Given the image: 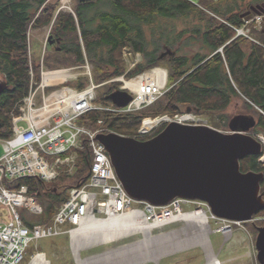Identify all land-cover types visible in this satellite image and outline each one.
<instances>
[{"label":"trees","instance_id":"obj_1","mask_svg":"<svg viewBox=\"0 0 264 264\" xmlns=\"http://www.w3.org/2000/svg\"><path fill=\"white\" fill-rule=\"evenodd\" d=\"M72 1L73 12L63 10L61 0H0V74L8 83L0 94V138L12 136V113L21 114L18 105L31 90V71L34 84L41 82L40 66L29 59L31 26L52 28L48 37L52 36L55 43L48 41L44 58L49 69L82 66L86 60L93 65L95 84L108 86L102 97L105 107L111 105L107 96L122 86L108 83L110 80L124 74L130 79L156 67L168 69V91L153 105L132 113L92 110L78 119L79 126L92 130L102 127L107 133L135 138L145 119L174 118L192 108L195 115L210 116V122L220 123H211L215 129L227 130L231 120L225 112L235 99H240L257 117L251 133H264V48L245 36H237L234 29L243 28L247 19L264 15V0ZM181 21L192 24L190 39L201 42L203 50L192 56L177 54L160 59L163 46L173 48L176 44L175 24ZM250 29L253 38L264 45V21L261 29L255 25ZM125 48L142 55L131 70H127L123 59ZM88 82L83 77L72 86L84 90ZM165 127L161 124L141 140L155 137ZM76 153L77 169L71 176L62 174L50 183L36 178L21 181L44 207L38 223L51 222L68 200L70 190L89 181L92 151L87 139L82 140V148ZM263 154L264 149L260 156L241 160L242 172L264 174L259 162ZM261 189L264 191V180Z\"/></svg>","mask_w":264,"mask_h":264},{"label":"built area","instance_id":"obj_2","mask_svg":"<svg viewBox=\"0 0 264 264\" xmlns=\"http://www.w3.org/2000/svg\"><path fill=\"white\" fill-rule=\"evenodd\" d=\"M263 21L262 15H256L246 20L243 28L234 29L237 36H245L264 48L263 44L245 33L247 28L250 30L251 25L260 29ZM123 54L126 57L132 56L131 51ZM135 58L132 68L140 62L142 55L135 54ZM81 68L85 69L84 75L90 82L84 90L66 87L51 94H47V89L62 87L61 85L66 82L44 84L46 72L43 68L42 84L39 86L34 84V75L31 71V90L21 103L23 113L20 115L12 113V136L7 139L0 138L4 147V153L0 157V204L7 207L9 214L8 219H0V264H24L31 244L37 240L67 235L73 249L77 239L85 236L84 234L95 224H98V228L110 224L116 229L123 223L131 225L144 223L152 234L156 230L177 223H194L210 227L213 220L219 225L217 232L232 235L235 226H241L243 223L215 216L206 202L177 198L166 206H156L132 198L117 176L105 147L97 140L99 134L107 132L91 131L78 125V119L92 110L132 113L153 105L168 91V71L166 79L163 80L157 73L162 68H154L137 76L136 78L143 77L137 89L132 86L126 88L125 81H122L127 79L126 76L110 80L108 83H122L121 89L130 92L134 97L126 107L119 108L112 103L107 107H98L94 104L96 92L104 84H95L88 62L81 67L66 70L73 73L74 70ZM80 77L79 74H74L69 80L76 81ZM39 97L41 104H38ZM185 116L191 118L181 121L182 117L166 116L162 124L167 125L173 121L182 123L188 121L190 124L193 123L192 125H206L202 124V121L207 123V120L199 119L195 114ZM146 121L144 120L135 138L141 139L154 132L152 131L154 128L146 130ZM84 138L87 139L92 151L91 176L87 184L70 190L68 200L51 222L36 223L31 217L24 218L21 210L27 211L32 217L42 216L44 207L36 195L30 194L29 186L22 184L21 181L36 178L50 183L62 174L72 175L77 166L75 151ZM261 162L264 163V159ZM184 205H195L196 208L185 212L182 209ZM191 215L197 217L189 218ZM27 222L32 225H27ZM138 234L145 236L144 232L136 230L127 236ZM30 260V264H50L46 254L42 252L33 255ZM76 262L78 263L77 259Z\"/></svg>","mask_w":264,"mask_h":264},{"label":"water","instance_id":"obj_3","mask_svg":"<svg viewBox=\"0 0 264 264\" xmlns=\"http://www.w3.org/2000/svg\"><path fill=\"white\" fill-rule=\"evenodd\" d=\"M52 38L48 41L54 44ZM176 55V50L165 46L160 59ZM7 88V82H0V94ZM133 98L121 88L107 96L119 108ZM193 112L192 108L186 110V114ZM256 126L255 117L237 115L229 123V133L173 121L145 141L114 132L101 133L97 140L132 198L156 206H166L177 198L199 200L208 203L215 216L244 223L264 209V174L242 172L240 164L247 156L263 153V141L251 135ZM262 238L264 241V230Z\"/></svg>","mask_w":264,"mask_h":264},{"label":"rangeland","instance_id":"obj_4","mask_svg":"<svg viewBox=\"0 0 264 264\" xmlns=\"http://www.w3.org/2000/svg\"><path fill=\"white\" fill-rule=\"evenodd\" d=\"M196 1L200 2L202 0ZM249 2L250 0H246V3ZM74 6L75 3L72 0H61V8L63 10L73 12ZM262 16L264 17L263 14ZM189 27H192V24L182 21L175 24V32L177 33L176 35L178 36V38L173 49L176 50L177 54L179 55L192 56L203 50V45L201 42L190 39L192 34L189 33ZM51 29V26L42 29H35L31 26L28 33L29 59L34 65H39L41 69V82L39 86L42 84L43 68L46 73H52L51 71H68L66 69L81 67L74 66L64 67L60 69H49V67L45 66L44 58L46 52H48V36L50 35ZM183 31L185 33L180 36ZM245 31V33L249 34L250 37H254L251 29L248 30L247 28V30ZM150 36L151 35L148 34L149 39ZM126 51L130 50L124 49L123 53H125ZM123 59L126 63L125 65L127 70L133 69L131 65L136 61L135 54L132 53V56L128 57L123 54ZM86 62H88L91 68V73L94 77L93 65L88 60H86ZM156 68H162L164 71H168V69L165 67ZM73 73L79 74L81 76L80 78L86 77L84 75V68L74 70ZM73 73L71 74L74 75ZM123 76H126V74H124ZM76 81L69 80L65 84L61 85L62 87L47 89V94H51L54 91L61 90L66 87L76 89L75 86H72L76 84ZM122 81H125L124 83L127 85L129 79H122ZM0 82H5L3 80V75L1 74ZM89 83L90 82H88V85ZM127 87L128 86H126V88ZM107 90L108 86L105 85H102L98 88L96 92L97 101L94 102L96 106L105 107V105H103L102 97ZM38 104H41L40 97L38 98ZM21 105L22 104L18 105V111L23 113ZM185 115L186 113L180 115L179 117L183 118ZM225 115L228 116L230 120L237 115H249L257 119L254 113L245 108L243 101L240 99H235L233 104L225 112ZM199 119H204L205 121L207 120V123L202 121V124H206L212 128H214L212 125H220V123L214 124V122H210L208 120L211 119L210 116L202 115V117L199 116ZM164 120L162 119V122H160L152 131L158 129ZM185 123L190 124V122L188 121H186ZM87 129L91 131L104 130V128L102 127L98 128L97 130H92L89 128ZM220 131L224 133L230 132L229 128L227 130L223 129ZM251 135L257 139L260 138L262 141H264V133L258 135L251 133ZM80 148H82V142L78 149ZM3 153L4 147L3 143L0 141V157L3 155ZM262 159H264V154ZM195 208V205L182 206V209L185 212L192 211ZM20 213L24 218L31 217L32 220L36 223L39 222L40 216L32 217V215H30L27 211L22 210L20 211ZM8 217L9 214L7 207L0 204V219L6 220L8 219ZM254 222L255 220H252L247 224L235 226L232 235H224L221 232H217L216 230L219 228V225H216L213 220H211L210 222V227H202L194 223H177L167 226L162 230H156L152 234L147 231V234L145 236L142 234H138L129 237L127 236L128 234L124 232L118 233L114 236V234L116 233L112 232L107 235V237H105L106 233L103 234L102 231H89L84 234L85 236L77 239V241L73 245V249L71 247L69 237L67 235H63L56 238L34 241L31 244L24 264H30L31 257L38 252L45 253L50 264H207V262H210V260L212 259L218 260L219 264H255V249L253 238L255 237ZM75 258L78 260V263L76 262Z\"/></svg>","mask_w":264,"mask_h":264},{"label":"bare ground","instance_id":"obj_5","mask_svg":"<svg viewBox=\"0 0 264 264\" xmlns=\"http://www.w3.org/2000/svg\"><path fill=\"white\" fill-rule=\"evenodd\" d=\"M157 73H158V76L161 80H163V78L166 79V76H165L166 71L160 69L157 71ZM71 76H72L71 73H69L68 71L52 72V73H46L44 76V80H45V84H57V83L60 84V83L67 82ZM142 79H143V77H138L133 81H129V82H127V86L128 87L132 86L135 89L137 87V85L139 84V82L142 81ZM164 82H165V80H164ZM190 118H191V116H185V117L181 118V121H185V120H188ZM160 122H162V120H160V119L147 120L145 122V128H146V130H151V129L155 128ZM100 123L102 124L101 121H100ZM263 144H264V141H263ZM196 217H197L196 215L189 216V218H196ZM149 229L150 228H148V226L145 225L144 223H138L136 225L123 223V224L119 225V228H116V229H114V226H110V224H107L105 226H101L99 228H98V224H95L91 227V229L89 228V231H95V232L102 231L103 234L106 233L105 237H107V235H109L112 232L116 233V234H114V236H115L118 233H123V232L130 234L133 232V230L142 231L146 235L147 231H149ZM209 264H219V261L216 259H212V260H210Z\"/></svg>","mask_w":264,"mask_h":264},{"label":"flooded vegetation","instance_id":"obj_6","mask_svg":"<svg viewBox=\"0 0 264 264\" xmlns=\"http://www.w3.org/2000/svg\"><path fill=\"white\" fill-rule=\"evenodd\" d=\"M263 156L260 157L259 162L264 167V163L261 162ZM262 173V172H261ZM261 194H263V200H264V191L261 189ZM252 220H255V237L254 238V249H255V264H264V241L261 237L264 230V209L261 210L257 215L253 217ZM257 221V224H256ZM251 222V221H249ZM248 222H244L243 224H247Z\"/></svg>","mask_w":264,"mask_h":264},{"label":"crops","instance_id":"obj_7","mask_svg":"<svg viewBox=\"0 0 264 264\" xmlns=\"http://www.w3.org/2000/svg\"><path fill=\"white\" fill-rule=\"evenodd\" d=\"M44 84H45V80H44ZM58 84V83H57ZM211 259V258H210ZM209 260V259H208ZM209 262H207V264H208Z\"/></svg>","mask_w":264,"mask_h":264}]
</instances>
